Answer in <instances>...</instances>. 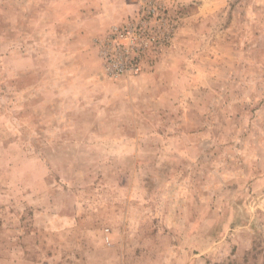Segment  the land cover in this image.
Masks as SVG:
<instances>
[{"label":"rangeland","instance_id":"374dc122","mask_svg":"<svg viewBox=\"0 0 264 264\" xmlns=\"http://www.w3.org/2000/svg\"><path fill=\"white\" fill-rule=\"evenodd\" d=\"M131 1L0 0V264H264V0H159L112 78Z\"/></svg>","mask_w":264,"mask_h":264},{"label":"built area","instance_id":"2783aa9c","mask_svg":"<svg viewBox=\"0 0 264 264\" xmlns=\"http://www.w3.org/2000/svg\"><path fill=\"white\" fill-rule=\"evenodd\" d=\"M160 5L159 0H138L137 18L129 24L114 27L105 40V70L112 78L121 77L128 72L135 75L141 72V62L147 52L142 43L146 32H154L152 22L158 25V32L169 41L177 31V22ZM149 42H157L155 36ZM152 41V42H151Z\"/></svg>","mask_w":264,"mask_h":264},{"label":"crops","instance_id":"0c3cea01","mask_svg":"<svg viewBox=\"0 0 264 264\" xmlns=\"http://www.w3.org/2000/svg\"><path fill=\"white\" fill-rule=\"evenodd\" d=\"M105 1H106V5H105L104 17L98 14V13L100 14H104V13L98 11L94 12L91 9H88V11L78 12V14L83 16L84 21H88L87 23H90L93 26L91 30L94 33L105 31L107 28L111 27L112 25L121 22L124 18L130 15V13L133 12L134 9V7L131 6V2H132L131 0H105ZM111 3H115V4L112 5ZM86 16H88L87 18L88 20L85 18ZM96 17H99V20L96 19ZM93 22H97V23H93ZM89 32L91 35L94 34L88 29V33Z\"/></svg>","mask_w":264,"mask_h":264}]
</instances>
